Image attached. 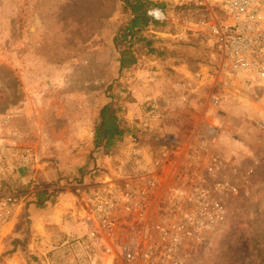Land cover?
<instances>
[{
    "label": "rangeland",
    "instance_id": "rangeland-1",
    "mask_svg": "<svg viewBox=\"0 0 264 264\" xmlns=\"http://www.w3.org/2000/svg\"><path fill=\"white\" fill-rule=\"evenodd\" d=\"M150 1L156 5L148 8L162 7L167 18L150 21L139 40H126L137 62L119 70L113 37L131 19L122 0H0V197L36 199L34 179L40 176L50 182L48 191L73 190L83 205L87 184L98 181L103 165H118V143L137 129L152 104L164 106L158 97L171 83L213 72L211 41L185 26L198 11ZM239 80L237 88L215 89L219 102L209 109L215 113L217 149L252 173L230 199L224 224L204 241L185 245L184 264H264V87L255 77ZM198 86L187 103L161 117L162 127L181 142L213 91L209 82ZM106 102L123 132L104 155L94 152L92 141ZM28 148L33 155L25 159ZM16 222L11 232L0 233V264H87L79 244L87 228L83 218L79 235L64 243L33 236L32 244L25 237L27 220L21 238L12 239L14 247L5 248L6 238L22 227Z\"/></svg>",
    "mask_w": 264,
    "mask_h": 264
},
{
    "label": "built area",
    "instance_id": "built-area-1",
    "mask_svg": "<svg viewBox=\"0 0 264 264\" xmlns=\"http://www.w3.org/2000/svg\"><path fill=\"white\" fill-rule=\"evenodd\" d=\"M155 1L198 11L185 26L211 41L217 66L171 83L158 97L164 106L152 104L137 129L118 143V165H103L98 181L87 184L82 198L87 228L79 239L87 264H184L185 245L204 241L224 224L230 199L252 173L217 149L215 113L209 108L219 102L215 89L237 88L239 79L255 77L264 87V0ZM146 14L151 20L167 18L160 6ZM204 82L213 91L181 142L162 127L161 117L187 103ZM32 155L31 148L25 150V159ZM20 200L16 193L0 197V230Z\"/></svg>",
    "mask_w": 264,
    "mask_h": 264
},
{
    "label": "trees",
    "instance_id": "trees-1",
    "mask_svg": "<svg viewBox=\"0 0 264 264\" xmlns=\"http://www.w3.org/2000/svg\"><path fill=\"white\" fill-rule=\"evenodd\" d=\"M122 3L123 10L131 15V19L122 25L113 37V43L119 53V70L129 69L136 64L137 57L135 51L131 44L126 45V42L128 40L132 41L134 38L138 40L141 38L142 30L152 21L146 14V10L149 6L156 5L155 2L150 0H122ZM122 132L117 122L116 110L112 103H104L99 109L98 121L94 125V137L92 141L94 152L104 155L108 153L115 147ZM101 169L102 167L99 172ZM34 180V187L36 189L35 202L37 204H43L47 201L53 202L61 193L60 189L57 188H52L48 191L49 188L47 186H50V182L44 179V177L37 176ZM22 223L23 219H18L16 227L19 224L22 225ZM13 237L14 235H10L6 238L5 248L12 245Z\"/></svg>",
    "mask_w": 264,
    "mask_h": 264
},
{
    "label": "crops",
    "instance_id": "crops-1",
    "mask_svg": "<svg viewBox=\"0 0 264 264\" xmlns=\"http://www.w3.org/2000/svg\"><path fill=\"white\" fill-rule=\"evenodd\" d=\"M78 202V195L70 189L61 192L55 198V201H47L43 204H37L33 197L30 199L25 196L20 200L19 204L10 210L7 222L4 226V232H11L17 219H23L22 227L19 233L13 237V241L15 238L20 239L24 234L23 232L27 226L28 220L29 232L25 237H28L29 242L32 244L34 243L33 240H31L33 236L36 239H42L41 242H45L47 239L53 237L54 240L59 239L64 243L66 241L64 239L73 238L80 233L82 227L80 219L85 215L86 210L84 204L81 205ZM19 207H22V213L17 215ZM13 243L12 246L14 247ZM36 243H38V241H36L35 244ZM17 253L15 251L14 255L19 259L22 258L20 252ZM10 258L12 262L13 257Z\"/></svg>",
    "mask_w": 264,
    "mask_h": 264
},
{
    "label": "bare ground",
    "instance_id": "bare-ground-1",
    "mask_svg": "<svg viewBox=\"0 0 264 264\" xmlns=\"http://www.w3.org/2000/svg\"><path fill=\"white\" fill-rule=\"evenodd\" d=\"M5 226V225H4ZM4 226L2 227V229H1V231H0V233L2 232V230L4 229Z\"/></svg>",
    "mask_w": 264,
    "mask_h": 264
}]
</instances>
